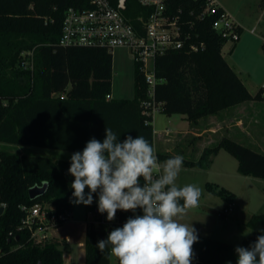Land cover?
Listing matches in <instances>:
<instances>
[{
  "label": "trees",
  "instance_id": "1",
  "mask_svg": "<svg viewBox=\"0 0 264 264\" xmlns=\"http://www.w3.org/2000/svg\"><path fill=\"white\" fill-rule=\"evenodd\" d=\"M129 4L137 9L128 12L135 20L141 8L134 0ZM171 4L175 11H182L185 19L195 22L190 30L192 40L205 48L192 53L175 51L157 59V76L163 82L156 88L155 100L162 105L161 113L184 115L197 122L242 103L264 99V87L252 96L224 59L222 50L227 42L213 29L216 18L198 21L188 17L190 11L200 10L202 1L171 0ZM70 7L87 8L89 2L0 0V99L7 102L0 107V204H6L0 216V264H65L58 241L51 239L39 245L31 240V233L23 227L26 214L21 207L47 204L56 215L73 210L70 161L20 154L6 147L74 153L82 151L93 137L102 142L106 126L119 135L120 141L128 135H141L154 146L153 117L143 115L142 109L147 88L137 66L134 98L109 99L112 52L60 45L65 13ZM29 51H34L32 72L19 67L22 53ZM221 150L237 160L241 175L264 180V154L229 138L207 148L199 162L189 166L208 168ZM157 156L160 162L173 157ZM44 184H48L46 193L31 200L29 190ZM207 187L233 202L234 196L226 190L210 184ZM247 225L253 233L244 240L243 247H249L261 235L264 214L252 216ZM98 241L95 233L87 232L85 264H111L110 250L100 252ZM236 247L199 236L193 251L200 254L201 264H236Z\"/></svg>",
  "mask_w": 264,
  "mask_h": 264
},
{
  "label": "clouds",
  "instance_id": "2",
  "mask_svg": "<svg viewBox=\"0 0 264 264\" xmlns=\"http://www.w3.org/2000/svg\"><path fill=\"white\" fill-rule=\"evenodd\" d=\"M118 137L106 126L102 142L93 137L71 155L70 203L90 206L97 194L98 212L106 213L107 221H114L118 210L134 214L96 244L100 252L109 249L118 264H192L199 235L182 220L199 205L202 189L177 185L184 157L177 154L161 163L145 137ZM137 209L142 214L136 215ZM260 231L249 247L234 249L236 264H264V229Z\"/></svg>",
  "mask_w": 264,
  "mask_h": 264
},
{
  "label": "built area",
  "instance_id": "3",
  "mask_svg": "<svg viewBox=\"0 0 264 264\" xmlns=\"http://www.w3.org/2000/svg\"><path fill=\"white\" fill-rule=\"evenodd\" d=\"M141 8V14L134 20L128 12L137 9L129 4V0H88L89 7H70L64 17L60 45L63 47L104 48L110 52L116 49H127L132 56L134 65L143 76L147 88L146 100L142 103L143 115L154 118L161 113L162 105L155 100L158 84L163 82L158 78L156 62L161 56L175 51L185 50L189 53L203 50V43L192 40L190 30L195 22L185 19L181 10L172 8L171 0H134ZM201 2L199 11H190L188 17L204 21L215 17L213 29L226 42H238L241 37V27L235 19L224 10L217 0H194ZM189 29V30H187ZM254 33V30L251 31ZM35 65L34 51L23 52L19 67L25 71H33ZM7 102L0 99V107ZM143 181V180H142ZM144 182V181H143ZM98 195L94 194L93 203L87 206V232L96 234L98 240L107 238L108 233L117 227H122L126 220L133 216L131 211H117L114 221L106 219V213L98 212ZM6 209V204H0ZM234 203L219 213L226 217L234 210ZM26 216L23 227L31 233V240L36 244L45 245L51 241V230L59 224L67 223L72 213L66 211L56 215L54 208L42 203L31 207L22 206ZM136 215L142 214L137 209ZM192 264H201V256L194 251ZM2 251L0 250V257Z\"/></svg>",
  "mask_w": 264,
  "mask_h": 264
},
{
  "label": "rangeland",
  "instance_id": "4",
  "mask_svg": "<svg viewBox=\"0 0 264 264\" xmlns=\"http://www.w3.org/2000/svg\"><path fill=\"white\" fill-rule=\"evenodd\" d=\"M225 1L228 3L230 12L242 19L244 29H242L238 42H227L225 44L222 54L229 66L242 80L249 93L254 96L264 87V0ZM252 30H254V33H251ZM112 55L114 97H130L132 96V88H134V62L132 56L127 49H116L112 52ZM262 100L264 99L252 101L261 102ZM249 106L251 107L239 109V114L248 115V112L251 111V113L255 112L258 117L259 122L254 120L253 123L248 122L250 125L246 124L248 130L252 133L250 144L253 148L245 143L240 144L255 151H261L260 153L264 154V104L253 106V103H250ZM181 122L183 121H181L179 115L171 117L164 113L156 114L153 126L157 133L159 151L163 153L166 151V146L162 145L161 142L163 137L168 136L165 133L176 131L178 124ZM240 139L245 141L243 138ZM186 142L188 140H185L184 143ZM6 149L20 154L44 156L52 160H65L71 157L70 153L64 155L67 153L43 148L12 146L6 147ZM223 155L229 158L230 161H217L210 172L195 166H191L192 169L182 167L176 181L177 185L195 184L202 189L199 205L188 209L182 222L192 223L199 236L233 246H242L244 240L253 233L247 225L250 218L254 215L264 214V180L241 175L231 163H236V160L226 152ZM186 159L189 166L190 163H193L191 161L196 158L194 156ZM218 183L219 186H217ZM220 183L230 187L237 193V200L233 202L234 210L226 217L219 216V213L228 207L231 202L214 194L207 187L210 184L223 189ZM85 192H87V188ZM71 220L75 224H85L87 221V206L73 204ZM77 229H75V232ZM79 231L83 240V229ZM75 247H78V243H75ZM78 261L77 264H79ZM111 264H117L115 257H111Z\"/></svg>",
  "mask_w": 264,
  "mask_h": 264
},
{
  "label": "crops",
  "instance_id": "5",
  "mask_svg": "<svg viewBox=\"0 0 264 264\" xmlns=\"http://www.w3.org/2000/svg\"><path fill=\"white\" fill-rule=\"evenodd\" d=\"M217 1L224 8V10L227 11L235 19V21L241 27V31H242V29H244L242 24V19L239 16H236L235 14H232L230 12V10L228 9L229 8L228 3L225 0H217ZM133 98H134V88H132V96L121 97V98L114 97V89L112 88V94L109 99L131 100ZM250 103H253V106L256 105L261 106L262 104H264V100H262L261 102L248 101L240 105H237L235 107L223 110L216 115L203 117L199 119L197 122H191L187 120L186 116L179 115L181 121H183L178 124L179 129L177 127L176 131H174L173 133L172 132L165 133L168 136L166 138L165 137L162 138L161 141L162 145L166 146V151L164 153L162 151H159L158 149L157 133L156 131H154V147L156 149V154H162L168 156H175L177 154L182 155L184 157L183 166L192 169L193 167L185 164L188 162L186 158H192L195 156L196 159L191 162L193 163L199 162L203 152L207 148H211L214 145L218 144L222 138H229L238 143H245L248 144L251 148H253L252 145L250 144L251 143L250 138L252 137V133L248 130L246 124L248 122L253 123L254 120L259 122L258 117L256 116L255 112L251 113V111L248 112V115L239 114V109L245 107H251L249 106ZM240 138H243L245 141L241 140ZM185 140H188V142L184 143ZM57 152L67 153L64 155H69V153L70 155L73 154V152H65V151H57ZM225 152L226 151L221 150L218 153V155L214 158L213 162L210 164L208 168H199V167L196 168L210 172L217 161L220 160L221 162L230 161L229 158L223 155V153ZM55 161H70V159H65V160L58 159ZM231 163L238 170L237 160L236 163L235 162H231ZM221 185H222L221 187L224 190H226L227 192H229L234 196L233 202L236 201L237 193L233 191V189H231L230 187H227L224 184ZM217 186H219V183ZM75 229H77L78 232L77 231L75 232ZM81 229H83V235H84L83 240L81 239L82 236H80L81 233L79 231ZM51 231H53L51 232L52 239L58 241L61 245L60 248L63 251V258L65 264H77L78 260H79L78 261L79 264H85V258H86L85 239L87 234L86 224H82V223L75 224V222L70 219L60 228L52 229ZM75 243H78L77 248L75 247Z\"/></svg>",
  "mask_w": 264,
  "mask_h": 264
},
{
  "label": "water",
  "instance_id": "6",
  "mask_svg": "<svg viewBox=\"0 0 264 264\" xmlns=\"http://www.w3.org/2000/svg\"><path fill=\"white\" fill-rule=\"evenodd\" d=\"M48 189V184H44L43 186H35L29 190V196L31 200H35L41 196H43ZM4 213V208L0 207V216Z\"/></svg>",
  "mask_w": 264,
  "mask_h": 264
}]
</instances>
